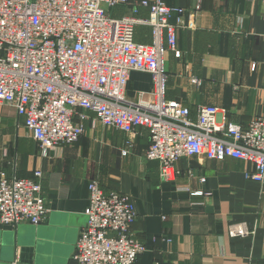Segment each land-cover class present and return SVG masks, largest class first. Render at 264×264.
<instances>
[{"label": "crops", "instance_id": "crops-1", "mask_svg": "<svg viewBox=\"0 0 264 264\" xmlns=\"http://www.w3.org/2000/svg\"><path fill=\"white\" fill-rule=\"evenodd\" d=\"M164 1L185 9L186 25L177 31L176 51L165 57L166 98L185 104L191 118L203 104L243 126L264 116V0ZM130 13L131 5L111 11L114 17ZM136 16L145 18L148 10L139 7ZM134 40L149 44L150 26L135 25ZM151 88L149 73L130 72L128 97ZM84 124L76 143L44 153L24 118L0 106V174L34 178L41 171L37 180L47 207L37 225H0V264H76L72 256L86 223L91 180L130 198L136 213L131 232L146 247L137 264H264V179L246 177L248 161L182 157L176 163L180 175L163 181L158 163L144 156L146 127L127 134L102 125L93 113ZM238 223L249 233L230 236L228 227Z\"/></svg>", "mask_w": 264, "mask_h": 264}, {"label": "built area", "instance_id": "built-area-1", "mask_svg": "<svg viewBox=\"0 0 264 264\" xmlns=\"http://www.w3.org/2000/svg\"><path fill=\"white\" fill-rule=\"evenodd\" d=\"M117 5H131V13L114 17ZM139 7L148 10L147 17L136 16ZM184 11L164 0H0V106L9 105L24 118L44 153L76 143L93 113L102 125L127 134L146 127L150 141L144 156L158 163L163 181L180 175V158L199 156L248 161L252 170L246 177L262 182L264 116L243 126L228 120L223 109L203 104L191 118L185 104L166 98L165 57L177 49ZM137 24L150 26L149 44L134 40ZM133 70L149 73L152 81L151 90L135 99L126 95ZM192 82L201 83L194 77ZM40 178L39 170L34 178L0 174V225H37L45 218ZM88 190L86 223L73 260L137 264L146 247L131 232L136 213L130 198L103 191L96 180ZM248 233L244 223L228 227L230 236Z\"/></svg>", "mask_w": 264, "mask_h": 264}, {"label": "rangeland", "instance_id": "rangeland-1", "mask_svg": "<svg viewBox=\"0 0 264 264\" xmlns=\"http://www.w3.org/2000/svg\"><path fill=\"white\" fill-rule=\"evenodd\" d=\"M102 6H103V8L107 9V7L105 5H102Z\"/></svg>", "mask_w": 264, "mask_h": 264}]
</instances>
